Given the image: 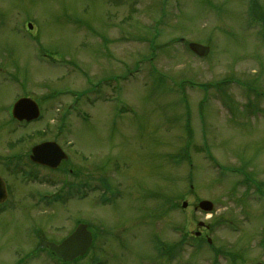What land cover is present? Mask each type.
Wrapping results in <instances>:
<instances>
[{
	"label": "rangeland",
	"instance_id": "obj_1",
	"mask_svg": "<svg viewBox=\"0 0 264 264\" xmlns=\"http://www.w3.org/2000/svg\"><path fill=\"white\" fill-rule=\"evenodd\" d=\"M251 3L0 0V156L58 139L69 159L45 179L70 182L72 168L106 184L36 205L59 185L11 177L0 264H60L37 249L77 219L97 242L75 264H264V29ZM182 38L207 45L208 58ZM22 93L43 116L16 127L8 110ZM200 199L213 213L195 210ZM199 221L213 225L210 246L195 239Z\"/></svg>",
	"mask_w": 264,
	"mask_h": 264
},
{
	"label": "water",
	"instance_id": "obj_2",
	"mask_svg": "<svg viewBox=\"0 0 264 264\" xmlns=\"http://www.w3.org/2000/svg\"><path fill=\"white\" fill-rule=\"evenodd\" d=\"M192 50L198 53L201 56H205L208 53V48L203 47L198 44H191L190 45ZM38 114V107L36 103L30 99H22L20 100L14 109L15 117L22 119L25 117L30 118L31 115ZM48 147V148H47ZM46 149H49L48 153ZM38 156L43 154L44 151L48 154L56 153V148L54 145L50 144L44 145V147H40L37 149ZM64 157V155L59 156L58 160L55 162L56 164L60 162V160ZM6 198V192L4 189V185L0 179V201ZM201 207L205 209H211L212 205L209 202H202ZM49 244L51 249L57 254V256L62 260H72L78 256L84 255L88 248L92 244V235L90 232L87 231L85 225H80L76 231L69 236L61 245L57 246L53 243H46ZM45 244V245H46Z\"/></svg>",
	"mask_w": 264,
	"mask_h": 264
},
{
	"label": "flooded vegetation",
	"instance_id": "obj_3",
	"mask_svg": "<svg viewBox=\"0 0 264 264\" xmlns=\"http://www.w3.org/2000/svg\"><path fill=\"white\" fill-rule=\"evenodd\" d=\"M45 168H47V167H45ZM48 169V168H47Z\"/></svg>",
	"mask_w": 264,
	"mask_h": 264
}]
</instances>
